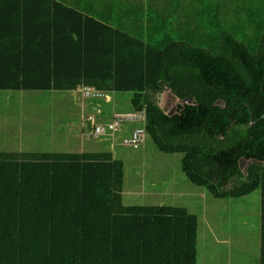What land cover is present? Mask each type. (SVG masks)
<instances>
[{"label": "trees", "instance_id": "trees-1", "mask_svg": "<svg viewBox=\"0 0 264 264\" xmlns=\"http://www.w3.org/2000/svg\"><path fill=\"white\" fill-rule=\"evenodd\" d=\"M42 1L56 27L45 48L27 45L30 0H0V91L78 89L82 97V88H94L112 96V112L142 114L117 132L126 134L122 147L143 127L144 141L182 155L185 178L214 199L259 191L264 264V0L153 10L138 18L145 30L136 36ZM8 16L17 32L5 35ZM59 21L69 28L58 29ZM165 89L197 105L166 114L157 102ZM243 159L252 161L245 174ZM122 187L123 165L108 153L0 152V264H196L197 217L183 208L124 206Z\"/></svg>", "mask_w": 264, "mask_h": 264}, {"label": "rangeland", "instance_id": "rangeland-1", "mask_svg": "<svg viewBox=\"0 0 264 264\" xmlns=\"http://www.w3.org/2000/svg\"><path fill=\"white\" fill-rule=\"evenodd\" d=\"M194 3L197 6L198 0ZM9 97L0 121V152L108 153L123 165L124 206L183 208L197 217L196 264H259V191L239 200H216L185 178L182 155L160 152L149 138L133 150L120 145L126 134H107L98 140L81 137L90 131L88 137L93 138V133L91 124L83 119L91 112H81L79 95L13 92ZM116 99L119 103L129 102L125 95ZM157 102L163 112L173 113L176 99L169 92L163 90ZM101 105L104 122H108L109 110ZM82 119L84 128L80 127ZM250 163L240 162L243 174ZM233 185L230 183L226 189Z\"/></svg>", "mask_w": 264, "mask_h": 264}, {"label": "crops", "instance_id": "crops-1", "mask_svg": "<svg viewBox=\"0 0 264 264\" xmlns=\"http://www.w3.org/2000/svg\"><path fill=\"white\" fill-rule=\"evenodd\" d=\"M58 4L63 5L65 8L73 10L84 17H90L93 20L98 22L104 21L110 23L111 27H118L122 29L124 32H130L131 36L135 34V31L145 30L144 22L138 19L140 16H145L148 12H153V10H171L174 8H183L189 4V0H49ZM26 14L28 13V23L26 25V41H28L27 45L31 47V45H40L45 47H49L50 45V30L56 29V27L51 26L49 18L52 16L50 12V3L46 4L42 0H30L27 3ZM28 10V11H27ZM62 11L58 12V15L61 16ZM143 14V15H142ZM39 20L37 22V20ZM51 19V18H50ZM8 21L10 23L4 24L5 35L7 33L17 32L14 31L17 28V25H14L10 20V16H8ZM13 24V26L11 25ZM2 25V23L0 24ZM68 23H64L59 21V27L63 28V32L69 28ZM22 30V29H21ZM24 31V29H23ZM52 36V35H51ZM136 36V34H135ZM47 38V39H46ZM15 42V40H13ZM11 43V38L7 40V44ZM34 54H38L35 52ZM65 59V58H62ZM68 59V58H66ZM13 92H29V91H0V121L2 119L3 112L7 110V100L10 93ZM32 92V91H30ZM35 92V91H34ZM52 93H58L63 95H79L78 89L74 91H48ZM118 96V95H117ZM117 96H114L115 100L118 101ZM71 97V96H70ZM10 98V97H9ZM81 99V112H85L88 109L91 112L87 117H93L96 123V118L98 120L97 124L104 123V117L102 116V105L104 104L106 108L109 110L107 114L110 116L111 108L108 105L110 101H87ZM109 107V108H108ZM118 108H122L121 106ZM87 117L83 118L86 119ZM83 119L81 121L80 127L84 128ZM87 121V120H86ZM103 121V122H100ZM100 122V123H99ZM91 131L92 128L90 127ZM83 133V132H82ZM90 133V131L88 132ZM87 134H81V137H86L87 140H95L93 138H89ZM82 153V152H80ZM129 205L127 207H130ZM133 207V206H132ZM197 239H198V230H197Z\"/></svg>", "mask_w": 264, "mask_h": 264}, {"label": "built area", "instance_id": "built-area-1", "mask_svg": "<svg viewBox=\"0 0 264 264\" xmlns=\"http://www.w3.org/2000/svg\"><path fill=\"white\" fill-rule=\"evenodd\" d=\"M81 96L87 101H112V96L108 94L96 91L94 88H82L80 90ZM110 98V99H109ZM110 115V122L107 124H97L93 117H87L86 120L91 124L93 138L97 139L101 136L111 135L119 132L123 125L140 123L143 121L144 117L140 113L126 114L112 112ZM145 138V130L143 127L135 128L130 131L129 136L122 141V145L131 149H138Z\"/></svg>", "mask_w": 264, "mask_h": 264}, {"label": "water", "instance_id": "water-1", "mask_svg": "<svg viewBox=\"0 0 264 264\" xmlns=\"http://www.w3.org/2000/svg\"><path fill=\"white\" fill-rule=\"evenodd\" d=\"M164 91L165 92H168L167 89H165ZM190 105L191 106H196L197 103L194 100L188 99V98H186L184 100H178V99H176V107L175 108H177L178 106L184 107V106H190ZM215 105H219L220 107L223 106V104H222L221 101H218ZM245 106L248 107L247 104H245ZM249 113H250V116H251L252 115L251 114V111H249ZM263 118H264V116H262L259 120H261ZM259 120H257V121H259ZM255 123L256 122L253 121L252 117H250V126H253ZM243 161H246V160L243 159Z\"/></svg>", "mask_w": 264, "mask_h": 264}, {"label": "flooded vegetation", "instance_id": "flooded-vegetation-1", "mask_svg": "<svg viewBox=\"0 0 264 264\" xmlns=\"http://www.w3.org/2000/svg\"><path fill=\"white\" fill-rule=\"evenodd\" d=\"M176 107V106H175ZM174 107V109H173V112H175L176 111V108Z\"/></svg>", "mask_w": 264, "mask_h": 264}, {"label": "clouds", "instance_id": "clouds-1", "mask_svg": "<svg viewBox=\"0 0 264 264\" xmlns=\"http://www.w3.org/2000/svg\"><path fill=\"white\" fill-rule=\"evenodd\" d=\"M103 101V100H102Z\"/></svg>", "mask_w": 264, "mask_h": 264}]
</instances>
